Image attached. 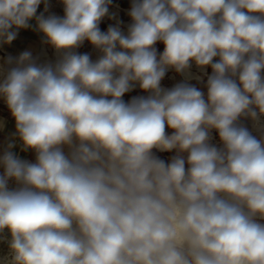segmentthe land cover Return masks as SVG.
Segmentation results:
<instances>
[{
	"label": "clouds",
	"instance_id": "obj_1",
	"mask_svg": "<svg viewBox=\"0 0 264 264\" xmlns=\"http://www.w3.org/2000/svg\"><path fill=\"white\" fill-rule=\"evenodd\" d=\"M41 3L0 0V42L35 19L62 53L9 56L0 80L36 154L0 155V264H264V0H133L127 34L100 30L112 0H62L63 17ZM84 41L96 61L75 51ZM193 63L206 95L161 86ZM137 84L149 95L125 102Z\"/></svg>",
	"mask_w": 264,
	"mask_h": 264
},
{
	"label": "rangeland",
	"instance_id": "obj_2",
	"mask_svg": "<svg viewBox=\"0 0 264 264\" xmlns=\"http://www.w3.org/2000/svg\"><path fill=\"white\" fill-rule=\"evenodd\" d=\"M133 0H112V3L109 7V15L115 14V19H109L108 16H105L102 21L100 22V30L102 32H106L109 25L116 26L117 21L120 22L119 26L121 28V31L124 34H127V29L128 26L132 23L131 17L128 15V12L131 8ZM48 4V9L45 11V3L44 0H42V3L37 9V15H40L41 13L44 14L45 17H48L50 15H55L58 17H63L64 16V6L62 3V0H47ZM31 27L27 29H15L13 28L12 30L17 31L18 35L15 40L12 41L11 44L8 45V50L11 52H24L25 49H22L21 47L26 44V46H30V44H33L34 48H31V51H34L36 53H32L33 58L36 60L37 63L39 64H44V63H50L47 58H46V53L49 52L51 54V57H53L56 61L60 58L62 53H57L56 50L49 44L44 43V36L42 33L35 31V25L36 21L35 19L29 21ZM23 42L24 45L18 42ZM26 42V43H25ZM39 48V50H38ZM155 48L157 49L158 55L163 52L164 50V45L161 42H157L155 45ZM27 49V48H26ZM30 51V49H28ZM79 54H89L90 58L93 61H96L101 53L98 49H95L88 41H84L82 46H80L78 49L75 50ZM8 54H6V50L2 47H0V80L4 78V74L6 73V70L10 67L6 63ZM190 71L194 73L196 76H203V79L206 83L207 77L204 76V73L202 72L201 69L197 68L195 64L193 63L192 67L190 68ZM211 68H207V73L210 75L211 74ZM190 83L201 89L202 91L207 92L206 87L204 86L203 83L198 82L196 79L193 80H188L184 75L176 73L174 70L169 69L166 72L165 77L161 81V84L165 85L167 88L171 89L177 83ZM131 92V91H130ZM133 92V91H132ZM127 94V93H126ZM145 97L148 96L147 92H144ZM124 99L128 102L131 100V98H128L127 95L124 97ZM0 116L5 117L9 120H14L12 117L6 103L4 102L3 98H0ZM241 123H243L245 126H247L250 130L251 128V121L249 120H241ZM172 130L166 128V133L171 134ZM254 135H256V132H253ZM213 139L212 143L216 144L219 146V137L218 133L215 132V130L212 131L211 133ZM1 142L4 143L6 136L5 134H0ZM175 152V151H172ZM172 152H161L156 149H153V153L156 157L159 159L167 162H170L171 157L173 156ZM186 155V154H185ZM2 174V172H0ZM9 188H15L12 186L14 185V181H9ZM16 185V184H15ZM5 236H8L7 230L5 231ZM10 238V237H9ZM9 256V247L6 241H0V260H2L4 257Z\"/></svg>",
	"mask_w": 264,
	"mask_h": 264
},
{
	"label": "crops",
	"instance_id": "obj_3",
	"mask_svg": "<svg viewBox=\"0 0 264 264\" xmlns=\"http://www.w3.org/2000/svg\"><path fill=\"white\" fill-rule=\"evenodd\" d=\"M18 43H21L22 45H24L23 44L24 41L23 42L22 41L21 42L19 41ZM21 48L22 49H25L27 51H29L28 49H30V52L31 53H36L34 51H31L30 46H26V44L24 46H22ZM15 54H16V57H18L21 54V52H15ZM189 73H190L191 78H187L186 75H184V77H186L188 80L195 79L196 75L194 73H192L190 70H189ZM177 84H179V83H177ZM161 86L163 88L169 89V88H167L163 84H161ZM132 91L131 92H128L127 94H125L124 97L127 95L128 98H131L132 99L133 97H137V96H145L144 95V91L139 88V85L138 84L134 87V89ZM124 97H123V100L125 102H127L124 99ZM5 119L7 120L6 126H0V134H5V136H6V139H5L4 143H2L3 141L1 142V138H0V155H2L4 149L6 148V146H7V144L9 142H14L15 145H16V147L14 149H12V151H14L19 158L34 163L35 162V159H36L35 152L32 151V150L23 151L22 150V142L19 140L18 136L15 135V133H16L15 120H9L7 118H5ZM250 125H251V128H252V124L251 123H250ZM253 132H255V131H253ZM65 150L67 151V149H65ZM0 172H3V169L2 168H0Z\"/></svg>",
	"mask_w": 264,
	"mask_h": 264
},
{
	"label": "bare ground",
	"instance_id": "obj_4",
	"mask_svg": "<svg viewBox=\"0 0 264 264\" xmlns=\"http://www.w3.org/2000/svg\"><path fill=\"white\" fill-rule=\"evenodd\" d=\"M8 45L9 44H4V43H2V42H0V47H2V48H4L5 50H6V54H8V56H11V57H14V58H16V54H15V52H11L10 50H8ZM30 46L32 47V48H34L33 46V44H30ZM38 50H39V48H38ZM46 58H47V60L50 62V63H55L56 62V60L53 58V57H51V54L49 53V52H47L46 53ZM148 95H149V93H148ZM11 123V122H10ZM6 124H7V120L4 118V117H1L0 116V126H6ZM10 184V183H9ZM12 186H14V187H16L17 185H13L12 184Z\"/></svg>",
	"mask_w": 264,
	"mask_h": 264
},
{
	"label": "trees",
	"instance_id": "obj_5",
	"mask_svg": "<svg viewBox=\"0 0 264 264\" xmlns=\"http://www.w3.org/2000/svg\"><path fill=\"white\" fill-rule=\"evenodd\" d=\"M173 156L176 154L175 152H172Z\"/></svg>",
	"mask_w": 264,
	"mask_h": 264
}]
</instances>
